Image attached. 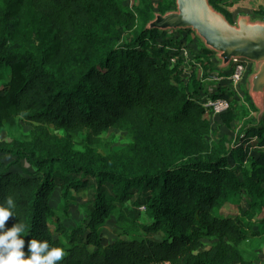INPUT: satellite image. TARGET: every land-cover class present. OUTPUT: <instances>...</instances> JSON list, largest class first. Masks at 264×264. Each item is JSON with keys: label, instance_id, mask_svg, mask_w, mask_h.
Here are the masks:
<instances>
[{"label": "trees", "instance_id": "obj_1", "mask_svg": "<svg viewBox=\"0 0 264 264\" xmlns=\"http://www.w3.org/2000/svg\"><path fill=\"white\" fill-rule=\"evenodd\" d=\"M174 8L175 0H137L133 10L122 0H0V204L13 198L5 228L25 225L26 255L37 239L67 252L59 264H255L241 246L264 211V123L235 148L224 135L209 140L203 97L228 102L225 120L232 112L229 93H201L195 77L213 51L146 28L153 12ZM184 50L194 61L187 79ZM111 129L129 142L102 148ZM22 161L34 172L10 169ZM56 188L63 200L88 191L84 224L53 219ZM227 204L238 212L223 215ZM110 219L117 237L104 245Z\"/></svg>", "mask_w": 264, "mask_h": 264}, {"label": "rangeland", "instance_id": "obj_2", "mask_svg": "<svg viewBox=\"0 0 264 264\" xmlns=\"http://www.w3.org/2000/svg\"><path fill=\"white\" fill-rule=\"evenodd\" d=\"M129 9H134L137 0H122ZM151 4L157 6L162 0H147ZM214 8L221 12L224 16L229 17V22L236 24L237 19L240 16H245L251 22H264V0H215L213 3ZM173 10V9H171ZM158 11L153 12L152 18ZM227 14V15H226ZM227 17V18H228ZM151 18V19H152ZM187 33L180 32L175 29L165 31L166 37H176L184 45L188 47L192 52L199 51L202 47H205L203 41L196 35L194 31L188 29ZM164 36V37H165ZM162 37V38H164ZM161 39L159 37L158 41ZM206 48V47H205ZM208 49V48H207ZM200 59L203 63L202 69L195 70V77L199 80H203V91H208L211 95L217 93L218 90L225 91L230 94V100L232 103L231 116L228 120H225L219 115H215L209 109L205 113L206 119L210 123V132L208 138L211 142L224 135L228 138L232 147H238L240 140L244 132L251 127H256L261 123H264V99L260 104V107L255 106L251 97L249 96V79L253 73L258 70V64L246 60L245 73L242 80L234 85L226 77L230 74L233 66L229 62L226 67L221 66V59L213 51L209 59H205L202 54ZM208 64L206 65V62ZM190 64V63H189ZM206 65V67H204ZM212 73V75H211ZM216 77L213 78V76ZM206 78V79H204ZM200 93V94H201ZM226 111H224L225 113ZM223 114V113H222ZM28 130L27 125L22 126V131ZM7 136L5 130L0 132V138L3 139ZM103 146L107 144L115 146H125L129 141L125 132L118 129H111L109 132L101 136ZM255 138L252 139L251 154L256 155L261 149L256 145ZM242 142V141H241ZM101 150V148H98ZM12 156H6L3 158L5 163L13 161ZM11 170L20 172L27 175L34 172V168L27 162L22 161L20 165H12ZM90 194L87 190H80L72 192L67 200H63L61 197L60 189L56 188L50 198L49 205L53 219L59 220L65 227H76L77 225L84 224L88 213V200ZM239 200V199H237ZM241 206L246 207L248 201L245 198H241L238 202ZM238 206L236 204H227L222 208V214L232 216L238 212ZM257 222H254L253 230L257 231V235H254L248 239L241 246L245 256L252 260L255 264H264V225L260 224L261 220H264V211L257 215ZM141 223L148 222L145 215L142 213L139 217ZM101 238L104 245L113 241L117 236L118 228L114 224V220L110 219L102 225ZM56 236L59 234L55 233Z\"/></svg>", "mask_w": 264, "mask_h": 264}, {"label": "water", "instance_id": "obj_3", "mask_svg": "<svg viewBox=\"0 0 264 264\" xmlns=\"http://www.w3.org/2000/svg\"><path fill=\"white\" fill-rule=\"evenodd\" d=\"M148 29H191L206 48L221 59V66L233 58H243L258 64L249 79V96L260 107L264 99V22H251L240 16L232 24L210 0H175V8L156 13L146 24Z\"/></svg>", "mask_w": 264, "mask_h": 264}, {"label": "clouds", "instance_id": "obj_4", "mask_svg": "<svg viewBox=\"0 0 264 264\" xmlns=\"http://www.w3.org/2000/svg\"><path fill=\"white\" fill-rule=\"evenodd\" d=\"M16 204L11 196L0 204V264H59L67 252L61 247H51L48 241L30 239L28 254L24 249L26 232L23 223L5 228V222L15 217Z\"/></svg>", "mask_w": 264, "mask_h": 264}, {"label": "built area", "instance_id": "obj_5", "mask_svg": "<svg viewBox=\"0 0 264 264\" xmlns=\"http://www.w3.org/2000/svg\"><path fill=\"white\" fill-rule=\"evenodd\" d=\"M183 55L186 58L184 61V67H183V77L184 79H187V77L190 74L189 62L191 61L192 63H194V61L192 60L191 55L188 54L187 50L183 51ZM245 62H246V59H243V58H233L230 61L233 68L230 74L226 78L229 79L234 85L238 84L244 77V73H245L244 63ZM214 77H216V75H214L213 78ZM202 105L205 107H208L211 110V112L215 115H218L219 113L225 111L228 108V102L225 99H222V98L212 99L209 96L203 97ZM141 209L143 210V207H141ZM163 264H167V263H163Z\"/></svg>", "mask_w": 264, "mask_h": 264}]
</instances>
